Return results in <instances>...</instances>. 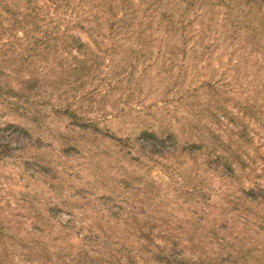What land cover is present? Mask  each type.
I'll use <instances>...</instances> for the list:
<instances>
[{
    "label": "rangeland",
    "instance_id": "obj_1",
    "mask_svg": "<svg viewBox=\"0 0 264 264\" xmlns=\"http://www.w3.org/2000/svg\"><path fill=\"white\" fill-rule=\"evenodd\" d=\"M257 1L0 0V264H118L122 243L138 251L133 209L145 223L153 199L155 245L175 240L182 264H264ZM30 5L82 54L69 39L20 71L26 43L5 7ZM144 133L175 146L153 153Z\"/></svg>",
    "mask_w": 264,
    "mask_h": 264
},
{
    "label": "trees",
    "instance_id": "obj_2",
    "mask_svg": "<svg viewBox=\"0 0 264 264\" xmlns=\"http://www.w3.org/2000/svg\"><path fill=\"white\" fill-rule=\"evenodd\" d=\"M4 1V0H3ZM9 1V0H5ZM32 1V0H30ZM257 1V0H256ZM61 0H56V3H60ZM259 2V3H258ZM257 3L264 8V0H258ZM56 8L58 7L55 4ZM5 12H7L11 19H9L12 30H16V28L20 29V41L24 44L25 51L22 49V52L20 53V62L22 65L20 66V71L24 69L26 66H31L35 62H46L48 61V58L52 54H56V50L59 44H62L64 46V49L67 50V48L70 46L71 50L76 51L79 55L82 54V50L85 48V45L78 41V39L70 34L69 29H61L60 27H57L53 25V21L50 19L51 15H47V17L42 16L40 14V9L39 7H34V6H29L24 13L20 12V18L18 17V14L16 12H13V10L9 9L7 6L5 7ZM46 25L47 28L44 29L43 26ZM69 39L70 43H69ZM69 43L70 45H66ZM23 48V47H21ZM71 51V52H73ZM85 56V55H83ZM75 59L79 60L78 62L84 63L83 61L79 58V56L75 57ZM43 64V63H40ZM43 68V67H40ZM36 71H39V69H36ZM33 83L32 80H27L26 81V86L27 87H32L31 84ZM246 108V107H245ZM245 108L243 110H245ZM226 114L223 111H220L217 113L216 118L219 116V114ZM75 117V116H74ZM76 118V117H75ZM144 139L150 145L151 147V152L156 153L159 152V150H168V146H175L173 139L171 137H167L165 140H159L155 135L149 134V133H144L143 135ZM202 146L199 145H188L185 151H190V150H198ZM222 158L221 157H214V159H211L210 165L214 164L215 170L220 169V173H229L232 172V169L221 162ZM210 162V161H209ZM226 177H233V174L226 175ZM245 190H249L244 188L242 192H246ZM249 194V193H248ZM264 198V195H263ZM159 208V205L154 203V199L152 200V204L150 207L149 213H146V211H141V213L145 216V223L144 220L141 222L139 219L140 217V208L136 207L133 209V220L134 225L136 224V229H135V241L138 244V251L136 255H133L132 250H126L124 249L126 244L122 243L120 245L123 250L120 251L122 254V257L117 260L118 264H138L140 259L143 260V257L145 256H151L154 258V260H164L165 263L167 264H182L185 259L181 255L180 257H176V251L175 248L177 247L176 242L173 239H170V243L166 244L165 243V248H159V246L155 245L154 241V228L156 227L155 222L157 220V215L159 211L157 210ZM134 216L136 218H134ZM163 221V219H162ZM246 219V222L243 224L244 230L247 232L249 231V222ZM119 222L116 223V226L119 227ZM145 224V225H144ZM160 226V225H159ZM248 227V228H247ZM169 249L168 246L169 245ZM153 247L159 248L158 252H154L152 249ZM245 248V246H243ZM107 255V254H106ZM104 255V256H106ZM175 255V256H174ZM79 256V254H78ZM108 257L110 255H107ZM114 256V255H113ZM82 260H80L81 264H93V260L90 259L89 255L83 254ZM110 260L108 259L107 263L112 264L111 260H113L114 257L110 256ZM125 258V259H123ZM73 260V259H70ZM73 261H70V264H72Z\"/></svg>",
    "mask_w": 264,
    "mask_h": 264
}]
</instances>
